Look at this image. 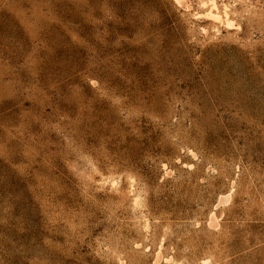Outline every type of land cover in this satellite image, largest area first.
Masks as SVG:
<instances>
[{"label": "rangeland", "instance_id": "rangeland-1", "mask_svg": "<svg viewBox=\"0 0 264 264\" xmlns=\"http://www.w3.org/2000/svg\"><path fill=\"white\" fill-rule=\"evenodd\" d=\"M0 264H264V0H0Z\"/></svg>", "mask_w": 264, "mask_h": 264}]
</instances>
